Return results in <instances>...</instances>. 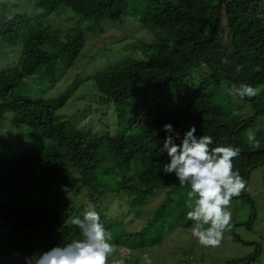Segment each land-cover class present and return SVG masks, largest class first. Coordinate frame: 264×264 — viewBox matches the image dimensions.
<instances>
[{
  "label": "trees",
  "instance_id": "obj_1",
  "mask_svg": "<svg viewBox=\"0 0 264 264\" xmlns=\"http://www.w3.org/2000/svg\"><path fill=\"white\" fill-rule=\"evenodd\" d=\"M28 1L35 5L31 12L0 0V42L14 47L13 64L0 67V264H26V257L82 238L78 228L65 223L69 214L64 213L74 208L71 196L82 192L96 201L115 245L146 250L173 229L192 227L181 200L189 189L175 174L162 171L168 162L162 150L166 123L181 137L195 125L198 136L213 137L210 147L240 148L234 164L246 180L264 166V0ZM60 16L86 25L64 28L57 24ZM125 18L153 37L134 34L140 56L133 52L95 76L100 101L112 107L120 129L101 137L87 126L60 121L56 112L70 98L69 89L45 97L28 79L38 76L45 92L53 89L93 28L102 31L106 23ZM225 58L230 63H222ZM227 80L256 86L260 94L234 105ZM73 81L74 86L79 82ZM258 125L261 147L256 150L245 133ZM14 131L20 133L16 145L7 137ZM164 188L171 189L139 234L127 232L123 211L118 217L109 212L103 198L117 192L121 208L126 199L128 210L140 214ZM241 201L250 204V214L233 223L232 232L235 225L252 229L258 215L250 194L243 192L232 202ZM86 207L79 206L73 216ZM232 237L258 246L245 259L227 264L259 259L262 242Z\"/></svg>",
  "mask_w": 264,
  "mask_h": 264
},
{
  "label": "rangeland",
  "instance_id": "obj_2",
  "mask_svg": "<svg viewBox=\"0 0 264 264\" xmlns=\"http://www.w3.org/2000/svg\"><path fill=\"white\" fill-rule=\"evenodd\" d=\"M12 2L18 4L20 9H30V12L35 7L28 0H12ZM56 21L59 22L55 23L60 24L64 28L73 27L78 23L73 19L64 20L62 16L57 18ZM80 22L78 24L86 25V21L80 20ZM136 33L137 35L145 36L147 39L153 37L151 31L147 28L135 30L134 24L126 18L122 22L116 20L114 23H106L102 31H97L93 28L87 35V42L81 54L56 87L45 92L44 83L38 76H32L27 82L35 87L37 91L43 93L45 97H57L69 89L70 98L66 105L56 112L60 121H64L68 125L79 124L87 126V128L95 131L97 136L101 135V137L105 135L106 130L116 134L120 129L116 114L113 113L110 105L101 103L100 92L95 84V76L110 65L127 59L133 52L138 51L140 56V49L134 45L135 42L137 46V41L133 37ZM10 49L12 54H8ZM10 49L7 48V45L0 42L1 68L9 67L13 64L14 47ZM74 79L79 81L75 86L72 85ZM227 84H230V87L233 85L237 86L228 80L225 85ZM230 96L233 104L238 105L240 102L239 97ZM261 127L262 125H258L254 129H250L255 133V137L257 130L261 129ZM19 134L14 131L12 136L7 137H10L9 141L16 145L18 143L16 138L19 137ZM10 147L13 149V146ZM108 164L110 165L111 162ZM248 177L247 187L244 192L250 194L252 199L254 198L258 209V215L252 229H248L245 225H235L234 232L230 231L224 234V239L219 247L205 248L200 246L196 239L192 237V227H179L170 231L159 243L148 246L146 250L141 247L131 248L126 245H116L117 251L110 258L109 264H121V262L122 264H227L229 260L245 259L258 245L256 243L243 244L242 242L234 241L232 239L233 233L238 234L245 241L262 242V253L259 254V259L253 264H264V166L251 171ZM169 189L171 188L159 190L158 194L144 205V210L140 214L128 210L126 199L123 200L125 204L121 208L117 192L106 195L103 198L109 204V212L118 217L119 214L117 213L123 211L120 218L123 220L127 232L139 234L153 220L155 210L166 198ZM71 199L74 208L64 210L65 214H69L68 218L74 215L75 210L79 206L94 205L96 203L95 200L91 201L89 199L87 192L74 194ZM185 199L183 196L181 197L183 204H185ZM250 207V204L244 201L239 203L232 202L233 223L246 221L250 214ZM241 262L243 261L237 264H242Z\"/></svg>",
  "mask_w": 264,
  "mask_h": 264
},
{
  "label": "clouds",
  "instance_id": "obj_3",
  "mask_svg": "<svg viewBox=\"0 0 264 264\" xmlns=\"http://www.w3.org/2000/svg\"><path fill=\"white\" fill-rule=\"evenodd\" d=\"M222 63L230 62L225 58ZM226 92L243 100L258 96L260 89L241 83L238 87L226 88ZM163 131L167 135L162 150L167 153L168 162L164 163L162 171L175 174L180 186L189 189L185 219L193 222L191 235L202 247H219L224 234L234 227L232 201L247 187V180L234 164L241 150L225 145L210 147L213 137L198 136L195 125L182 137L171 123L164 124ZM246 139L251 148L260 149L261 142L253 131L247 132ZM65 223L78 228L82 238L26 257V264H109L117 247L112 232L105 228L93 204H88L82 215L70 217Z\"/></svg>",
  "mask_w": 264,
  "mask_h": 264
}]
</instances>
